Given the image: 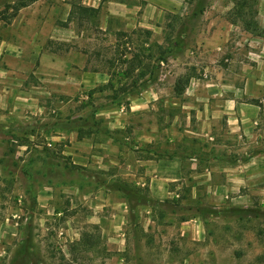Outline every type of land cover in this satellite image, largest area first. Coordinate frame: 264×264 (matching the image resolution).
<instances>
[{"label": "rangeland", "instance_id": "374dc122", "mask_svg": "<svg viewBox=\"0 0 264 264\" xmlns=\"http://www.w3.org/2000/svg\"><path fill=\"white\" fill-rule=\"evenodd\" d=\"M92 1L0 0V264H264V197L216 205L184 186L130 205L120 183L136 186L140 173L109 161L204 149L197 142L205 137L192 141L184 131L189 100L174 83L189 91L190 77L209 74V57L227 52L206 51V29L226 20L250 32L236 15L256 19L259 0H219L213 9L210 0H187L151 28L134 15L106 24L100 11L92 21L68 20L72 4ZM218 8L225 18L210 21L206 12ZM183 21L180 50L172 49ZM138 28L151 35L131 32ZM137 53L128 76L113 74ZM153 64L157 78L148 81Z\"/></svg>", "mask_w": 264, "mask_h": 264}, {"label": "crops", "instance_id": "0c3cea01", "mask_svg": "<svg viewBox=\"0 0 264 264\" xmlns=\"http://www.w3.org/2000/svg\"><path fill=\"white\" fill-rule=\"evenodd\" d=\"M186 1L93 0L88 5L100 7L106 24L109 17L129 19L134 15L138 26L151 28L152 22L162 23L168 14L180 12ZM216 2L219 0H210L209 7L213 9ZM223 5L225 2L219 8ZM219 8L206 12V17L210 21L216 17L223 20ZM256 19L259 28L264 29V0H259ZM225 22L206 29L205 47L210 55H219L215 49L227 54L217 61L210 56L211 62L205 65L209 74L204 78L190 77L189 91L181 94L189 100L183 110L184 131L195 137L190 138L192 141L205 137V143L197 142L204 149L198 150L196 156L171 157H157L145 150L144 156L133 159L131 165L109 158L117 170L124 165L125 175L136 178L134 172L139 171L138 180L131 179L136 186L146 185L144 190L150 197L170 194L184 186L192 193H206L216 205L224 197H264V36L244 30L238 23ZM233 28L235 32L231 34ZM234 34L232 45L228 40ZM98 157L97 164L114 166Z\"/></svg>", "mask_w": 264, "mask_h": 264}, {"label": "trees", "instance_id": "16d2710c", "mask_svg": "<svg viewBox=\"0 0 264 264\" xmlns=\"http://www.w3.org/2000/svg\"><path fill=\"white\" fill-rule=\"evenodd\" d=\"M245 4H247V0H241V3L238 6L243 7ZM23 5L24 4H22L21 6H23ZM71 7L72 8L70 9L68 20L69 19L72 20L73 18H76V20L80 21V22H82V20H89V19L92 21V18L98 17V14L100 11V7L95 8L92 6H85V5H81V4H75V3L72 4ZM202 11H203L202 8L198 11L192 10L191 15L195 16L198 12L201 13ZM245 14L249 15L248 19H245ZM169 15H173V14H168L167 16H169ZM255 15H256V13L253 11H250V12L247 11V13H242V11H241L236 16L239 17V21L243 24V26L246 27V29L250 30L253 34H258V35L264 36V29L259 28L258 22L255 19ZM233 21H236V19H234ZM184 25H185L184 21L179 24L180 27L177 30L176 36H174L173 41L171 43V45H173L171 47L172 49H173V47H176V48H178V50H180V44H181V41L179 39L180 34H181L180 30H181V28H184ZM131 32L132 33H138V34H144L145 37H148L151 35L150 30L143 29V28H138L136 30H132ZM116 34L120 35V36H128L129 35L127 32H122V31L117 32ZM169 38H170V35H169ZM125 42L133 43V41H131L129 37H128L127 41H125ZM140 46H141V44H140ZM140 48H142V46ZM169 50L170 49H168V51ZM168 51H166V52H168ZM138 56H139V54L137 53L136 56L134 55V57L131 58L130 60H128L126 58H124L122 60L123 63H126V62L131 63V64H129L130 70H129V67L125 68V69L114 70L113 74H115L116 76H119V77L128 76L129 73L131 71H133L134 68H136L135 67L136 64H134V62H137L136 60L138 59ZM155 59L157 60V62H161L163 60H166V55L164 53H161V54H159V56H156ZM157 65H158V63H157ZM157 65L153 64L150 66L149 75L147 78L148 81H151V80H154L155 78H157V74L155 73V68ZM174 89L177 90L178 94H181L184 90V85L181 86L179 84V80H176L174 83ZM120 184H121V186H120L119 190L124 192V195H125V198H126V201L128 204H130L129 199H131L132 197L138 198L139 200H141V202H142V203L140 202L141 204L147 205L149 202H151L152 199L149 198L146 190H143V189L135 186L134 184H130L129 182H123V183L121 182ZM233 208L236 209L237 211L238 210L239 211L246 210L244 208H239V207H233Z\"/></svg>", "mask_w": 264, "mask_h": 264}]
</instances>
